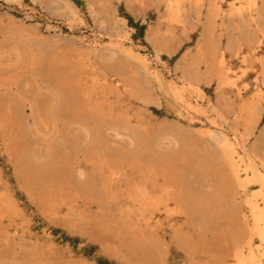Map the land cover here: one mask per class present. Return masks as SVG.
Instances as JSON below:
<instances>
[{"label": "rangeland", "instance_id": "rangeland-1", "mask_svg": "<svg viewBox=\"0 0 264 264\" xmlns=\"http://www.w3.org/2000/svg\"><path fill=\"white\" fill-rule=\"evenodd\" d=\"M166 1L0 0V264H234L247 208L226 185L219 140L222 130L264 146V0H183L175 19ZM229 38L242 49L226 48ZM200 41L224 50L230 81L208 53L192 64ZM115 42L167 80L199 74L200 108L184 110ZM250 98L260 117L248 125ZM165 180L184 206L147 219L134 195L163 197ZM196 192L205 215L192 210Z\"/></svg>", "mask_w": 264, "mask_h": 264}, {"label": "bare ground", "instance_id": "bare-ground-1", "mask_svg": "<svg viewBox=\"0 0 264 264\" xmlns=\"http://www.w3.org/2000/svg\"><path fill=\"white\" fill-rule=\"evenodd\" d=\"M60 0H58L59 2ZM62 1V0H61ZM183 0H168L166 1V6L168 8V10L170 11L171 17L173 19H175L181 12L180 11V5L181 2ZM210 1V0H209ZM212 1V0H211ZM215 1V0H214ZM243 1V0H242ZM241 1V2H242ZM189 2V1H188ZM192 2V1H190ZM193 2H200V0H194ZM202 2V1H201ZM220 2V1H219ZM246 2V1H244ZM258 2V1H257ZM209 3V2H208ZM217 3V2H215ZM247 3V2H246ZM249 3H254V0H249ZM56 5H58L57 3H55ZM61 4L63 5V3L61 2ZM60 4V5H61ZM193 4V3H192ZM199 4V3H198ZM207 4V3H206ZM259 4V3H257ZM54 5V4H53ZM59 5V7H60ZM211 5V4H210ZM218 5V4H217ZM216 4L213 3V5L209 6L207 5V7L209 6V8L207 9V14H206V20L203 26V34L207 33L209 35H211L212 37V33L214 31V27H215V21H214V16L219 9L217 7ZM220 5V4H219ZM254 5V4H253ZM66 6V4H65ZM71 6V5H70ZM198 6V5H197ZM201 6V3H200ZM221 6V5H220ZM243 6V4H242ZM247 6V5H246ZM250 6V5H248ZM53 7V6H52ZM56 7V6H55ZM58 7V6H57ZM222 7V6H221ZM238 7V6H236ZM71 8L73 9V7L71 6ZM77 8V7H75ZM231 8V7H230ZM247 8V7H246ZM65 9V8H64ZM223 9V8H222ZM244 10V8H241ZM255 9V8H254ZM70 10V9H69ZM76 10V9H75ZM217 10V11H216ZM224 10V9H223ZM250 10V9H249ZM67 11V10H66ZM77 11V10H76ZM235 11V9H234ZM71 12V11H70ZM69 12V13H70ZM74 12V11H73ZM200 12V11H199ZM198 12V13H199ZM222 12V11H221ZM229 12V10H228ZM249 12V11H248ZM68 13V14H69ZM72 13V12H71ZM76 13V12H75ZM73 13V14H75ZM223 13V12H222ZM234 13V12H233ZM237 13V12H236ZM197 14V13H196ZM220 14V13H218ZM230 14V12H229ZM199 15V14H198ZM249 15V14H248ZM253 15V13H252ZM251 15V16H252ZM255 15V14H254ZM71 16V15H70ZM79 16V15H77ZM182 16V15H179ZM204 16V15H203ZM221 16V15H220ZM231 16V15H230ZM238 16V15H237ZM236 16V17H237ZM245 16V15H244ZM73 17V16H72ZM222 17V16H221ZM225 17V16H224ZM229 17V16H228ZM254 17V16H253ZM258 17V16H257ZM256 17V19H257ZM75 18V15H74ZM171 18V19H172ZM178 18V17H177ZM219 18V17H218ZM248 18V17H247ZM251 18V17H250ZM250 18H248V21L251 20ZM70 19V18H69ZM80 19V17H79ZM172 19V20H173ZM222 19V18H221ZM242 19V17H241ZM71 20V19H70ZM75 20V19H74ZM179 20V19H177ZM229 20V19H228ZM219 21V20H218ZM222 21V20H221ZM238 21V20H237ZM226 22V21H225ZM230 22V21H229ZM239 22V21H238ZM259 22V21H257ZM227 23V22H226ZM233 23H237V22H233ZM251 23V22H250ZM264 23V22H263ZM202 24V23H201ZM231 25V23L226 24L227 25ZM239 24V23H237ZM236 24V25H237ZM222 25V24H221ZM244 25V24H243ZM224 26V25H223ZM224 26V27H225ZM230 26V27H231ZM258 26V25H257ZM260 26V25H259ZM264 26V24H263ZM261 26V28L263 27ZM249 27V26H248ZM253 27V26H252ZM218 28V27H217ZM220 29V28H219ZM228 29V27H227ZM234 30V29H231ZM263 30V29H262ZM218 32V31H217ZM244 32V31H243ZM251 29H250V33H251ZM215 33V32H214ZM213 33V35H214ZM263 33V32H262ZM219 34V33H218ZM230 34V33H229ZM259 34V33H258ZM202 35V33H201ZM228 35V34H227ZM238 35V34H237ZM218 36V35H217ZM215 36V38L217 37ZM246 36V35H244ZM243 36V38H244ZM201 37V36H200ZM210 37V38H211ZM239 37V36H238ZM247 37V36H246ZM245 37V38H246ZM122 38V37H121ZM209 38V36L207 37ZM202 39V37L200 38ZM204 39V38H203ZM220 39V38H219ZM255 39V40H254ZM208 40V39H207ZM262 40H264L262 38ZM98 41V40H97ZM118 41V40H117ZM212 42V40H210ZM215 41V40H213ZM248 41L250 42L249 45L251 46V43L254 41H260V36L258 35H251L249 36ZM94 42V41H93ZM208 42V41H207ZM100 43V42H99ZM102 43V42H101ZM206 43V42H205ZM210 43V42H209ZM215 43V42H214ZM213 43V44H214ZM263 43V42H262ZM92 44V43H91ZM96 44V43H95ZM127 44V43H126ZM125 44V45H126ZM211 44V43H210ZM259 44V43H258ZM88 45V44H87ZM101 45V44H100ZM98 45V46H100ZM122 42H118L113 45V48L115 47L116 49H118L121 52H125L128 55L137 57V58H144V63L147 67V71L150 73L155 74V77H157L158 79V83H160V89L162 88L163 91L170 95L174 100L180 102L181 105H183L185 107H188V109H190L191 111L195 112L197 111L199 107V100L196 98V96L199 95L200 93V87H198L197 85H194L195 82L198 81V79H200L199 74H195L192 72V70L190 69H186V71H183V74L181 75V82L178 83L173 80H167L165 79L159 71H154L152 66H151V60L150 58H146L144 57L145 55L140 54L139 52H137L135 49H133L132 47H127L125 46ZM198 53H195V59L194 62L192 64L198 63L200 60H202V57H205V54L208 53L209 56H212L216 63L219 70H218V75L222 81H230L231 80V75H229V71H230V67L228 66L227 62H226V58L224 55V50L219 53L218 51V46L214 44V46L209 47V51L207 50V46L204 45L203 41L198 42ZM254 45V44H253ZM132 46V45H131ZM245 46V45H244ZM226 48L229 49H234L239 51L240 49H242L241 47V43L240 42H235L233 39L229 38L227 43H226ZM249 47V46H248ZM252 47V46H251ZM254 47V46H253ZM96 48V47H95ZM211 48V50H210ZM225 48V49H226ZM255 48V47H254ZM88 49V48H87ZM247 49V48H246ZM252 50V48H251ZM235 52V51H234ZM242 52V51H241ZM247 52V51H246ZM255 52V51H254ZM237 53V52H236ZM251 53V52H249ZM198 54V56H197ZM235 54V53H234ZM238 54V53H237ZM236 54V55H237ZM248 55V53H246ZM157 55V54H156ZM194 55L192 54L190 57H194ZM245 55V54H244ZM253 55V53H252ZM159 56V55H157ZM207 56V55H206ZM187 57V56H186ZM189 57V58H190ZM243 57V56H242ZM247 57V56H246ZM249 57V56H248ZM254 57V56H253ZM210 58V57H209ZM211 58V59H213ZM158 59V58H157ZM188 59V58H187ZM205 59V58H204ZM210 59V61H211ZM247 59V58H246ZM185 60V59H184ZM260 61V60H259ZM205 62V61H204ZM247 62V61H246ZM260 63V62H259ZM263 63V61H262ZM207 64H211L208 63ZM213 64V63H212ZM211 64V66H212ZM255 64V63H254ZM215 65V63H214ZM215 65V66H216ZM216 66V67H217ZM214 67V66H213ZM263 67H264V63H263ZM197 68V67H196ZM207 68V67H206ZM208 69V68H207ZM211 69H213L212 67L209 68L207 71H210ZM215 69V67H214ZM217 69V68H216ZM233 69V68H231ZM181 70V69H180ZM182 73V72H180ZM204 73V71L202 72ZM232 74V73H231ZM203 75V74H201ZM212 75V74H211ZM234 75V74H233ZM153 76V75H152ZM217 76V75H216ZM154 77V76H153ZM166 77V76H165ZM175 79V78H174ZM226 83V82H225ZM258 86V85H256ZM187 87H192V90L187 93L186 91L188 90ZM261 88H259L258 90H260ZM262 91V90H261ZM203 92V90H202ZM164 94V93H163ZM166 96V95H165ZM200 96V95H199ZM245 96V95H244ZM202 97V96H201ZM246 97V96H245ZM250 97V96H248ZM171 100V98H169ZM255 98H250L247 100H244L241 103V110L245 113L246 115V124L250 125L253 122H257L260 114L258 113V107L255 103ZM173 101V100H172ZM172 103V102H171ZM175 104V103H173ZM176 106V104H175ZM177 108V107H176ZM181 108V107H180ZM179 109V108H178ZM177 109V110H178ZM185 109L184 110H188ZM176 110V111H177ZM183 111V110H182ZM204 113V115L208 116V110H203L202 111ZM179 113V112H178ZM185 113V112H183ZM186 114V113H185ZM256 116H255V115ZM209 117V116H208ZM212 117V115H211ZM214 117V116H213ZM254 117V119H253ZM242 118V117H240ZM212 123L218 124L217 121L215 119L211 120ZM201 128V127H200ZM199 128V129H200ZM206 128H204L205 130ZM208 130V129H207ZM210 130V128H209ZM221 130V129H220ZM206 131V130H205ZM214 131V130H213ZM204 132V131H203ZM215 132V131H214ZM241 132V131H240ZM249 133V132H248ZM209 134V132L207 133ZM212 134V133H211ZM247 133H244V135ZM112 136V135H111ZM214 136V135H212ZM216 136V135H215ZM233 136V135H232ZM250 136V135H249ZM218 137V136H217ZM219 139V138H218ZM211 141V140H210ZM246 141V140H245ZM244 141V142H245ZM123 143V142H122ZM258 147H254L253 149H250L248 147L245 146V144H243V142L237 137V135H235L234 137H231L229 135V133L227 134L225 131L223 132L221 130V136H220V140H219V147H220V157L223 160V163L226 167L227 170V182L226 185L230 186L229 188H232L234 190L235 193H241L243 196V203H245V206L247 208V213H243V217L241 218L242 222L244 224H246V232H245V239H237L236 241V245H235V250H234V264H264V156L262 155L263 151H264V146L263 147H259V145H256ZM256 185V187L252 190L249 191V186H254ZM161 189H162V193L163 197H160V195H151L149 192L148 194H144L141 196H136L134 197L133 195V199H135L137 202H139V206L142 209V213H144V216H147V219L152 218L154 210L158 209V210H164V212L166 213V215H171L175 212H179L181 211L182 206H184L185 203V197L182 195L184 194L182 191L177 190L174 186V184L171 183V181L165 180V182L163 183V186L161 185ZM161 191V190H160ZM133 192V191H132ZM130 193V192H129ZM160 193V192H159ZM153 194V193H152ZM158 194V192H157ZM157 197H156V196ZM194 195V196H193ZM192 195V199L195 200L196 204L195 207H192V210L195 211L196 213H200L202 215H205V207L203 206V204L206 202L204 201L206 199H204V196H206L203 192H196L193 193ZM131 196V195H130ZM216 197V196H215ZM162 201H161V200ZM208 201V200H207ZM171 202L175 203L174 207H171ZM198 204V205H197ZM139 207V208H140ZM184 208V207H183ZM245 208V207H244ZM189 213V212H188ZM162 214V213H161ZM177 214V213H176ZM180 214V213H179ZM163 217V216H162ZM161 217V218H162ZM160 219V218H159ZM164 219V218H162ZM193 221V220H192ZM174 226V224H173ZM178 226V225H177ZM255 237H257L260 240V243L258 245L255 244L254 239ZM258 243V242H257Z\"/></svg>", "mask_w": 264, "mask_h": 264}]
</instances>
